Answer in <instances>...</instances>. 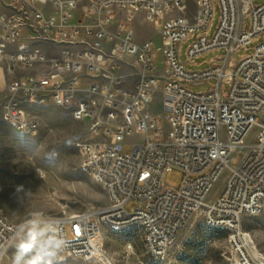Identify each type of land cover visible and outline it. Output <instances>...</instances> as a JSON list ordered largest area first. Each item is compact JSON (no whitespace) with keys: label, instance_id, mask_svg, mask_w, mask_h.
Masks as SVG:
<instances>
[{"label":"built area","instance_id":"1","mask_svg":"<svg viewBox=\"0 0 264 264\" xmlns=\"http://www.w3.org/2000/svg\"><path fill=\"white\" fill-rule=\"evenodd\" d=\"M254 1L0 0V66L9 77L0 119L31 135L40 122L25 105L67 109L85 129L80 168L106 196L82 212L35 218L57 245L65 241V257L116 264L105 232L135 226L144 253L163 263L197 216L224 229L233 264H264L243 227L264 215V1ZM149 25L159 48L138 39ZM190 37L188 58L224 53L187 69L179 47ZM257 37L253 52L231 64ZM208 83L203 91L187 86ZM173 169L181 171L177 187L165 178ZM19 233L0 211V259Z\"/></svg>","mask_w":264,"mask_h":264},{"label":"rangeland","instance_id":"2","mask_svg":"<svg viewBox=\"0 0 264 264\" xmlns=\"http://www.w3.org/2000/svg\"><path fill=\"white\" fill-rule=\"evenodd\" d=\"M264 0H255L259 5ZM219 7L215 6V17L209 35L216 28ZM138 39L152 38L156 48L161 45L157 26L149 25L140 29ZM194 37L180 44V59L187 69L201 70L216 62L218 55L224 53L217 49L193 58H188L187 49ZM262 37H257L247 46L235 50L231 64L253 52ZM0 75L9 79L0 66ZM5 83L0 86V108L6 100ZM213 84L197 86L187 85L195 91L209 89ZM226 89V86L224 87ZM27 111L39 122L35 134L25 135L0 119V211L12 223L20 227V233L9 251L0 259V264H13L17 246L26 251L21 264L32 260L35 264H44L57 245L56 237L40 220L42 217H58L82 212L105 203L106 196L100 185L92 180L80 168V153L76 143L85 136L84 125L74 121L67 109L53 106L25 105ZM138 137H131L136 140ZM131 146L126 144L124 152ZM169 186L177 187L181 181V171L173 169L165 177ZM222 179L214 187L219 189ZM30 222V223H27ZM243 227L250 232L258 249L264 253V215L244 220ZM55 238L56 244H51ZM32 241L31 243H27ZM105 249L116 264H230L231 255L224 229L210 228L201 219L191 221L177 237L170 250L168 259L163 263H154L144 253L140 233L135 226L117 231L105 232ZM132 247L130 249L129 247ZM58 257H65L60 251ZM71 259V258H70ZM87 264L79 260L72 263Z\"/></svg>","mask_w":264,"mask_h":264},{"label":"clouds","instance_id":"3","mask_svg":"<svg viewBox=\"0 0 264 264\" xmlns=\"http://www.w3.org/2000/svg\"><path fill=\"white\" fill-rule=\"evenodd\" d=\"M31 242L32 241H28L27 243H31ZM64 244H65V241L61 239L59 244L54 246V249L51 251V255L47 257L46 259H44V264H55L57 255L59 251L62 249ZM26 251H28V249H25L22 246H17V251L15 254L13 264H21V257L25 255ZM27 264H34V262L32 260H29L27 261ZM35 264H39V261H36Z\"/></svg>","mask_w":264,"mask_h":264},{"label":"crops","instance_id":"4","mask_svg":"<svg viewBox=\"0 0 264 264\" xmlns=\"http://www.w3.org/2000/svg\"><path fill=\"white\" fill-rule=\"evenodd\" d=\"M121 72L123 73V74H125L126 75V71L125 70H121ZM134 77H127L126 78V81H127V83H131V82H133L134 81ZM4 83H5V81L2 79V77H1V75H0V86H2V85H4ZM51 244H56V241H55V238H51ZM74 260L75 259H68V258H62V257H58L57 256V258H56V261H55V263H62V262H64L65 261V263H72V262H74Z\"/></svg>","mask_w":264,"mask_h":264},{"label":"bare ground","instance_id":"5","mask_svg":"<svg viewBox=\"0 0 264 264\" xmlns=\"http://www.w3.org/2000/svg\"><path fill=\"white\" fill-rule=\"evenodd\" d=\"M155 54H156V57H159L160 56V50L159 49H156ZM196 219H197V216H195L191 221L196 220ZM228 254L231 255V260H230L231 263L230 264H233L234 263V255H233V252L230 249V247H229Z\"/></svg>","mask_w":264,"mask_h":264}]
</instances>
